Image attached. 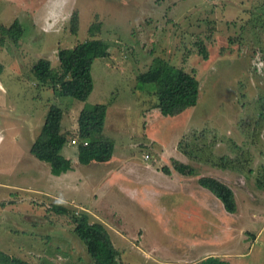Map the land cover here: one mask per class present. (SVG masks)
<instances>
[{"label": "rangeland", "instance_id": "rangeland-1", "mask_svg": "<svg viewBox=\"0 0 264 264\" xmlns=\"http://www.w3.org/2000/svg\"><path fill=\"white\" fill-rule=\"evenodd\" d=\"M73 12L78 14L75 33L70 30ZM14 19L23 29L19 37L12 39L0 29V79L16 86L7 89L8 103H0V130H6L0 138L2 251L31 264H89L91 258L73 231L69 214L51 208L59 205L102 221L124 264H192L212 250L245 252L228 259L231 264H264V228L253 240L264 204L252 205L256 202L250 196L264 195L256 183L264 166V0H0V24L8 26ZM95 21H101V28L91 36L88 28ZM91 37L108 42L109 54L93 60L94 87L85 101L60 96L37 80L32 65L38 58H49L56 66L59 47ZM197 41L205 45L207 58L199 53ZM155 57L193 70L199 80L197 102L180 114L156 111L154 94L137 85L136 75ZM15 72L19 77L10 76ZM22 96L25 107H30V120H36L29 131L31 140L27 126L17 125L14 103ZM51 103L62 108V128L70 131L76 130L83 106L112 107L107 120L110 114L115 119L104 131L113 138V156H124L122 165L132 166L130 175L120 171L119 181L129 176L124 185L134 184L135 195L103 179L107 167L103 162L86 165L72 158V168L58 174L31 154L29 147ZM3 110L8 111L7 119L1 117ZM16 131L21 135L13 138ZM73 137L63 145V155L76 148L78 140L72 142ZM177 149L189 156L184 158L194 175L221 174L232 186L234 213L239 211L240 218L232 216L231 229H223L224 215L215 203L214 209L204 205L208 199L203 195L197 213L190 207L194 222L181 217L186 225L182 233L161 219L160 207L171 210L164 202H173V184L181 175L176 172V180L170 181L158 167L172 168ZM222 155L229 156L234 168L214 165ZM79 165L94 177L83 173L86 178L79 179ZM202 208L211 213L209 219L198 213ZM252 211L258 215L253 221ZM230 222L228 218V226Z\"/></svg>", "mask_w": 264, "mask_h": 264}, {"label": "trees", "instance_id": "trees-1", "mask_svg": "<svg viewBox=\"0 0 264 264\" xmlns=\"http://www.w3.org/2000/svg\"><path fill=\"white\" fill-rule=\"evenodd\" d=\"M101 21L90 24L88 31L91 36L100 31ZM2 33L12 39L19 37L23 31L18 19H14L8 26L0 24ZM78 29V14L71 15V32ZM199 53L204 58L208 52L202 41H197ZM109 44L102 38H87L77 42L71 47H59L56 58L57 65H51L49 58L40 57L32 65L37 80L48 83L54 92L60 96H71L85 101L93 88L91 66L96 57L107 56ZM0 63V73L3 70ZM137 85L143 87L148 93H153L157 107L162 115H176L187 107L194 105L199 96V80L194 71H187L181 66L174 65L163 57H155L145 71L136 75ZM146 85V86H145ZM146 88H145V87ZM107 103H94L83 106L77 116L75 131L64 130L61 125L63 117L62 108L51 103L45 114L43 123L37 136L32 141L29 151L39 160L49 164L53 173H60L72 168V160L61 152L68 138L78 140L77 158L83 164L92 161L103 162L113 154V138L105 134L104 124ZM86 141V143H84ZM188 154V152H186ZM217 167L234 168L229 156L222 155L214 163ZM172 168L181 173L193 175V166L179 160L171 159ZM261 175L257 177L258 187L264 189V166ZM162 172L169 174L171 167L164 164L160 167ZM198 182L213 192L229 212L236 210V201L233 188L221 178L210 174H202ZM57 212L69 214L74 223L73 231L84 243L91 262L89 264H124L119 260V250L115 246L106 225L99 220H91L87 212L75 213L64 206H52ZM0 263L3 264H31L30 262L8 254L0 249ZM193 264H231L227 258L218 255H207Z\"/></svg>", "mask_w": 264, "mask_h": 264}, {"label": "crops", "instance_id": "crops-1", "mask_svg": "<svg viewBox=\"0 0 264 264\" xmlns=\"http://www.w3.org/2000/svg\"><path fill=\"white\" fill-rule=\"evenodd\" d=\"M20 64V63H19ZM13 65V63H11V66ZM21 65V64H20ZM9 66H10V64H9ZM11 71H12V68L10 67V69H9V74L11 73ZM2 72V71H1ZM19 74H20V72H19ZM10 76H13V77H19L18 76V73L17 72H15V73H13L12 75H10ZM21 76V75H20ZM16 86H12V85H10V83L8 82V84L6 85V82L5 81H3V80H1L0 79V103L1 104H3V105H5V104H7L8 103V101H7V98H6V94H7V89H11L12 91L14 90V89H16L15 88ZM94 87V86H93ZM11 91V92H12ZM20 93L21 92H19V95H20ZM1 95H2V97H1ZM90 95V94H89ZM21 96V95H20ZM9 97V96H8ZM21 100H18V99H16V102L14 103V104H16V108H15V112H16V116H17V119L19 120V124H17V125H21V126H27V131H28V136H29V131H32L33 129H35V126H36V120L34 121V117H32V120H30V117H29V113H30V107L29 106H27V107H25V103H24V96H22L21 98H20ZM19 101H21V102H19ZM110 105H107V110H106V115H105V124H104V126L106 127V129H105V127H104V129H105V131L107 130V131H109L108 130V126H109V123H112L113 121L111 120V118L114 120L115 118L114 117H111V114H110V118H109V120H107V116H108V114H109V111H110ZM112 108V107H111ZM155 108V110L157 111V107H154ZM138 109V108H137ZM26 110V111H25ZM159 110V109H158ZM114 111H116V110H111V112H114ZM3 112V114L1 115V117H3L4 119H7L8 118V116H9V114L7 113L8 111H5V110H3L2 111ZM160 112V111H159ZM26 116L29 118H27L26 119ZM27 120V121H26ZM68 122H69V119H68ZM68 122H66V123H68ZM61 125H62V120H61ZM123 125V124H122ZM133 126H135V125H133ZM63 127V126H62ZM119 127H121V125H119ZM118 127V128H119ZM16 129V128H15ZM64 130H66V129H64ZM6 130H0V138L3 136V133L5 132ZM104 131V132H105ZM145 133H148V129H147V127L145 128ZM106 134V133H105ZM20 135H21V133L19 132V131H16V132H12V137L14 138H17V137H20ZM32 136H33V133H32ZM32 139L33 137H30L29 136V139ZM30 139V140H31ZM29 140V141H30ZM134 145V144H133ZM67 153H68V155H64V156H66V157H69L71 160H72V158L73 159H75V160H78V158H77V152H78V149H77V145H76V148L73 150V152H72V150H67L66 151ZM185 154V153H184ZM173 155H174V157L175 158H177V159H179V160H182V161H184V162H187L189 159L188 158H184L185 156L186 157H189V156H187L186 154H185V156H182V154H181V152H180V150H175V152L173 153ZM119 157L120 156H116V155H114L113 156V154H112V156H111V158L110 159H108L107 161H103V164L104 165H107V167H106V170H105V172H103V174L102 175H100V177H103V175H104V173H105V177L103 178V179H105V180H109L110 182V184H113L115 187H116V189H119V190H121V191H126L127 192V194H130V195H135L137 192H138V188H136L135 187V185L134 184H132V183H130V185H124L125 183H127V182H129L128 180H130V178H127V177H129V176H125V177H123L122 179H123V183L122 182H120L119 181V179H120V177H121V172L120 171H122L123 169L124 170H128V175H130L131 174V168H132V166H130V167H128V165L126 164V165H122L123 164V161H124V156L121 158V159H119ZM116 160H118V162H117V164L114 162V161H116ZM94 162H97V161H92V162H90V163H88V164H86V165H90V164H95ZM79 163H81V162H79ZM99 163H101V162H99ZM188 163V162H187ZM72 164H73V161H72ZM145 165V167H146V169L147 168H149V167H147L148 165H146V163H144ZM189 164V163H188ZM158 169H160L159 167H158ZM155 170V169H154ZM220 170H221V172L222 171H225L224 169H221L220 168ZM158 171V170H157ZM177 171H175L173 168H171V171H170V173L169 174H166V173H164V174H166L169 178H170V181H173L174 179L173 178H175V180H176V177L174 176V174L176 173ZM83 173H86L87 175H90L91 177H92V173L91 172H84V170H82L81 169V167H80V165H79V179H81V177H82V180L83 179H85L86 178V176L85 175H82ZM178 173V175H181L179 178H178V180L177 181H180V182H178V183H174L173 184V195H172V198L174 199L173 200V202L171 201V202H166L165 200H164V195L163 194H160L159 195V198H161V199H163L165 202V205H170L171 206V210H168L167 209V207L166 208H164V206H162L161 205V207H160V209L162 210V211H157V213L159 212V216H161V219L162 220H165V221H170L171 223H174V231L177 233V234H179V233H182L183 231H184V229H185V221H183V220H180V219H182L181 217H186L187 218V220L188 221H190V223H191V221H193L194 222V218H190L189 216H192L193 215V213H191V209H190V207H193V208H195V212H196V209H197V201H199V199H201V196L203 195V197H206V199H208V201L207 202H205V204L204 205H206L207 207H211V208H215V205L217 206V209L218 210H220V214L222 215H224L223 217H224V222L222 223V225H223V229H228V228H230L231 229V226H232V223H233V218L234 217H232V216H235V218L237 219L238 217L240 218V213H239V211H237L236 213H234V212H229V211H227L225 208H224V206H223V203H222V201H221V203H220V201H218L215 197H214V195H212V193H210V191H206L204 188L205 187H203V186H201L200 185V183L198 182V174L197 175H189V174H181V173H179V172H177ZM113 174H115V179L113 180L112 178H111V175H113ZM204 174V173H203ZM207 174H209V173H207ZM210 175H214V174H210ZM193 178H192V177ZM214 176H217L218 178H221L222 180H224V181H226L227 182V180H225L224 178H222L221 177V174H219V175H214ZM93 177H94V175H93ZM92 177V178H93ZM197 178V179H196ZM132 180V179H131ZM183 180H187V181H189V183L186 185L184 182L183 183H181V181H183ZM196 180V181H195ZM176 182V181H175ZM228 183V182H227ZM197 184H199V185H197ZM229 184V183H228ZM186 185V186H185ZM230 185V184H229ZM147 186L148 185H145V188H144V190L145 191H147L148 190V188H147ZM231 186V185H230ZM121 187H122V189H121ZM232 187V186H231ZM25 188H27V187H25ZM24 188V189H25ZM31 190H32V187L30 188ZM158 189H154V187H152V191H157ZM95 191V190H94ZM93 191V192H94ZM159 191V190H158ZM93 192H91V193H93ZM157 193V192H156ZM89 195H90V193H89ZM250 196H251V198L252 199H254L255 200V202L256 203H254V204H252V205H258V206H260L261 204H264V195H260L259 196V198L260 199H257V197H256V195H255V193H250ZM90 197V196H89ZM88 199V198H87ZM162 200V201H163ZM257 200V201H256ZM83 201V200H82ZM262 201V202H261ZM83 203V202H82ZM161 203V202H160ZM170 203V204H169ZM214 203H215V205H214ZM158 201H157V206H158ZM173 206L174 207H176V209L175 208H173ZM189 207V208H188ZM197 213V212H196ZM195 213V214H196ZM199 214H201V216H204V218H207V219H209V217L211 216V213H208V210H205V209H200L199 210V212H198ZM205 214H207L206 216H205ZM230 214V215H229ZM234 214V215H233ZM249 214H250V216H251V220L253 221V217L254 216H258L257 214H256V212H254V211H252V214L249 212ZM162 216H164L165 217V219L164 218H162ZM253 216V217H252ZM228 218H230V224H229V226H228V224L226 223V221H228ZM200 219H202V218H200ZM178 223H180V224H182V225H178ZM176 224H177V226H176ZM263 228H264V216L262 217V222H261V224H260V227H259V229L257 230V232H256V234L253 236V240H256L257 239V237L261 234V232H262V230H263ZM243 231H246V229H244ZM209 237L212 239V237H211V235H209ZM238 254H245V252H231V251H227V250H220V252H219V250H212V251H208L206 254H204L203 256H200L198 259H196L194 262H196L197 260H199V259H201L202 257H205V256H207V255H218V256H221V257H225V258H227V259H229V260H232L231 258H232V256H235V255H238ZM181 261V260H180ZM193 262V263H194ZM192 263V264H193Z\"/></svg>", "mask_w": 264, "mask_h": 264}, {"label": "built area", "instance_id": "built-area-1", "mask_svg": "<svg viewBox=\"0 0 264 264\" xmlns=\"http://www.w3.org/2000/svg\"><path fill=\"white\" fill-rule=\"evenodd\" d=\"M76 141V139L75 138H72V142H75ZM84 143H86V141H84Z\"/></svg>", "mask_w": 264, "mask_h": 264}, {"label": "water", "instance_id": "water-1", "mask_svg": "<svg viewBox=\"0 0 264 264\" xmlns=\"http://www.w3.org/2000/svg\"><path fill=\"white\" fill-rule=\"evenodd\" d=\"M0 264H3V263H0Z\"/></svg>", "mask_w": 264, "mask_h": 264}]
</instances>
